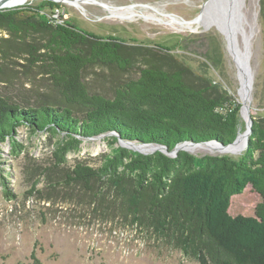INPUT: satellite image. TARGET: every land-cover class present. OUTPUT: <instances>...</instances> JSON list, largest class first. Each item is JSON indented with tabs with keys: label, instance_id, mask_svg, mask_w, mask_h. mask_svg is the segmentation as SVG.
Listing matches in <instances>:
<instances>
[{
	"label": "trees",
	"instance_id": "1",
	"mask_svg": "<svg viewBox=\"0 0 264 264\" xmlns=\"http://www.w3.org/2000/svg\"><path fill=\"white\" fill-rule=\"evenodd\" d=\"M53 8L59 5L43 1L0 10V33L43 39L26 45V61L39 65L51 85V96L35 102L0 95V144L20 127L61 135L58 168L83 139L109 133L169 152L183 143L234 142L241 105L226 91L160 50L94 38L44 14ZM87 68L135 71L106 96L89 90ZM251 117L247 147L236 160L184 150L145 155L114 147L111 137L101 167L76 163L63 184L79 185L130 227L197 264H264V118Z\"/></svg>",
	"mask_w": 264,
	"mask_h": 264
},
{
	"label": "rangeland",
	"instance_id": "2",
	"mask_svg": "<svg viewBox=\"0 0 264 264\" xmlns=\"http://www.w3.org/2000/svg\"><path fill=\"white\" fill-rule=\"evenodd\" d=\"M43 1L59 5L44 9V14L91 37L169 54L192 74L226 91L243 109L239 52L252 78L248 109L251 116L264 118V0H236L234 31L228 0H84L85 5L78 7L53 0H12L3 6H35ZM121 7H130L142 17L121 21L109 16L108 9ZM200 16L204 24L193 30L173 25V18L189 22ZM42 40L26 36L15 41L0 33L5 52L0 53V95L31 102L39 95L51 96L47 76L39 65L26 61V45L40 46ZM134 71L119 74L87 68L82 76L91 92L110 96L117 80L133 76ZM241 112L238 134L247 132V115ZM110 138L106 134L83 139L78 151L69 152L58 168L54 153L62 145L61 135L34 134L20 127L12 140L0 144V264H197L130 227L116 209L98 205L79 185L63 184L76 163L101 167L111 151ZM244 149L237 154L187 152L236 160Z\"/></svg>",
	"mask_w": 264,
	"mask_h": 264
},
{
	"label": "bare ground",
	"instance_id": "3",
	"mask_svg": "<svg viewBox=\"0 0 264 264\" xmlns=\"http://www.w3.org/2000/svg\"><path fill=\"white\" fill-rule=\"evenodd\" d=\"M53 1H55V2H66L69 5H73L75 7L85 5L84 0H53ZM11 2H12V0H0V7L2 9L9 8V7L3 6V5H7ZM108 13H109L110 17L118 18L121 21H131L133 19H137L140 16L142 17L141 14L133 12L130 7L108 9ZM203 24H204L203 18L201 16L197 17L196 19L189 21V22H183V20L181 21L178 18H173V25H181L182 28H185V29H190V30L192 29L193 30L195 28V26H202ZM222 31L227 36H229V34L227 33V31H225V29ZM236 54H237L236 55L237 62H238V64H240V68H241L240 78H241V84H242L241 86H242L243 109L241 108L242 112H241V110H240V112L244 116V115H247V109L249 108V104H250V98L248 95V86L249 85L247 82L248 81V75H247L246 68L243 64L242 58H241V54L239 52H237ZM246 136H247V132H244L243 134H239L236 141L232 145H229L227 147H221V146L211 142V143L197 144V145H195V144H182L178 147V149L186 150V151L196 150V151H203V152H209V151L215 150L218 153H234V154L236 153L237 154L246 145ZM121 145L124 147L127 146L128 148L132 149L133 151H138V152L145 153V154L154 152V150L157 149V147L154 145L133 146V145L126 143V142H122Z\"/></svg>",
	"mask_w": 264,
	"mask_h": 264
},
{
	"label": "water",
	"instance_id": "4",
	"mask_svg": "<svg viewBox=\"0 0 264 264\" xmlns=\"http://www.w3.org/2000/svg\"><path fill=\"white\" fill-rule=\"evenodd\" d=\"M228 5L230 6V8H231V13L233 14V18H232V24H231V26L232 27H230V29H232V31H234L235 30V24H234V22H235V20H236V18H235V13H234V10H235V8H236V0H228ZM5 9H9V8H5ZM0 10H3L1 7H0ZM221 12L222 13H225L226 12V10H222L221 9ZM246 54H247V52H246ZM247 58H248V56H247ZM245 63L247 64V59L245 60ZM247 70H248V95L250 96V91H251V84H252V78H251V74H250V72H249V69H248V65H247ZM241 108H242V103H241ZM241 108H240V110H241ZM244 121H245V124H246V131H247V136H246V145H245V148L247 147V144H248V140H249V136L251 135V125H252V117H251V114H250V110L249 109H247V116H246V118H244ZM107 135H110L111 137H115L116 139H117V144L119 145V147H122V148H125V147H123L122 145H121V143L123 142L121 139H119V137H117V136H115L114 134H112V133H109V134H107ZM238 135L239 134H237V137H236V139L238 138ZM236 139L234 140V142L236 141ZM234 142H232L230 145H232ZM183 144H185V143H183ZM221 147H227V146H222L221 144H219ZM229 146V145H228ZM157 147V149L156 150H154V152L155 151H159V152H161V153H163V154H166V155H168V156H171V157H174V156H176V153L178 152V151H180V149H178V147H179V145L178 146H176L172 151H168L165 147H163V146H156ZM185 151V150H184ZM138 152V151H137ZM141 153V152H140ZM153 153V152H152ZM142 154H145V153H142ZM149 154H151V153H149ZM145 155H148V154H145Z\"/></svg>",
	"mask_w": 264,
	"mask_h": 264
},
{
	"label": "built area",
	"instance_id": "5",
	"mask_svg": "<svg viewBox=\"0 0 264 264\" xmlns=\"http://www.w3.org/2000/svg\"><path fill=\"white\" fill-rule=\"evenodd\" d=\"M60 22V21H59Z\"/></svg>",
	"mask_w": 264,
	"mask_h": 264
}]
</instances>
